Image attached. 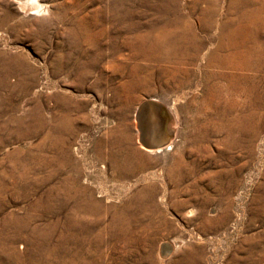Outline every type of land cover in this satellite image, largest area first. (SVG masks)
<instances>
[{
    "label": "rangeland",
    "instance_id": "obj_1",
    "mask_svg": "<svg viewBox=\"0 0 264 264\" xmlns=\"http://www.w3.org/2000/svg\"><path fill=\"white\" fill-rule=\"evenodd\" d=\"M39 1L0 0V264H264V0Z\"/></svg>",
    "mask_w": 264,
    "mask_h": 264
},
{
    "label": "bare ground",
    "instance_id": "obj_2",
    "mask_svg": "<svg viewBox=\"0 0 264 264\" xmlns=\"http://www.w3.org/2000/svg\"><path fill=\"white\" fill-rule=\"evenodd\" d=\"M233 2V1H232ZM252 2V1H251ZM19 5H20V7H21V9H26V7H28L27 9H29V10H34V9H38L37 11L38 12H41V11H43V4L39 1V0H19ZM229 5V4H228ZM231 7V6H230ZM234 7V6H233ZM229 9V8H228ZM231 10H232V8H231ZM25 11V10H24ZM23 11V12H24ZM246 11V10H245ZM33 14V13H32ZM238 21V20H237ZM241 21V20H240ZM166 35V34H165ZM165 35H163V36H165ZM180 38V37H179ZM159 39V38H158ZM166 40V39H165ZM131 43H133V42H131ZM138 43V42H137ZM141 43V42H140ZM175 43L176 42H150L149 44L148 43H145L144 44V46L142 47V48H144V52L146 53V55L147 56H149V57H155V58H157V60L158 61H164V60H168L169 58V53H168V48H170V47H175ZM180 43H188V42H180ZM220 43V42H219ZM218 43V44H219ZM222 43V42H221ZM227 43V42H226ZM228 43H230V42H228ZM130 44V43H129ZM142 44V43H141ZM147 44V45H146ZM183 45V44H182ZM139 46V45H138ZM138 46H137V48H138ZM179 46V45H178ZM226 46V45H225ZM177 47V46H176ZM184 47H185V45H184ZM218 47H219V45H218ZM221 47H223V46H221ZM172 48V49H173ZM181 48H182V46H181ZM189 48V47H188ZM224 48V47H223ZM222 48V49H223ZM141 49V48H140ZM185 49H186V47H185ZM225 50V49H224ZM140 51H142V50H140ZM171 51V50H170ZM175 51H177V50H175ZM182 51V50H181ZM184 51V50H183ZM189 51V50H188ZM143 52V51H142ZM187 52V51H186ZM191 52V51H190ZM94 53V52H93ZM138 53V52H137ZM218 53H220V52H218ZM225 53V52H224ZM52 54V53H51ZM222 54V53H221ZM172 55H175V58H176V54H173L172 53ZM192 55V54H191ZM224 55V54H223ZM227 55V54H226ZM146 56V57H147ZM170 56H171V54H170ZM188 56V55H187ZM186 56V57H187ZM212 56V55H211ZM221 56V55H220ZM229 56V55H228ZM145 57V56H144ZM177 57H179L180 59H182L183 57H185L184 56V54H179ZM214 57V56H213ZM217 57V56H216ZM222 57V56H221ZM125 58V57H124ZM171 58V57H170ZM173 58V57H172ZM191 58H193L192 56H191ZM196 58V57H195ZM219 58V57H218ZM221 59V58H220ZM225 59V58H224ZM218 61H219V59H218ZM226 62V61H225ZM217 63V62H216ZM219 63V62H218ZM228 63H230V62H228ZM227 63V64H228ZM224 64H226V63H224ZM106 66H108V65H106ZM245 66V65H244ZM220 67H221V65H220ZM235 67V66H234ZM236 68V67H235ZM247 68V67H246ZM108 71V70H107ZM98 72V71H97ZM50 73V72H49ZM228 77V76H227ZM229 79V78H228ZM230 81V80H229ZM53 83V82H52ZM230 85V84H229ZM232 86V85H231ZM235 86V85H234ZM236 88V87H235ZM234 90V89H233ZM209 91V90H208ZM150 103H156V102H153L152 100H151V102ZM151 107V108H153L152 107V105H150L149 103H147V107ZM143 109V108H142ZM153 109H155L156 110V112L158 113V116L156 115V117H159L158 118V121H160V115H159V111H158V109L157 108H153ZM156 114V113H155ZM31 115H33V114H31ZM36 116H38V115H33V121L35 122V120L36 121H38L37 123H41L40 121H39V117H36ZM138 118L139 119H141V114L138 116ZM149 118V117H148ZM152 119H153V121L155 120L154 118H155V116L154 117H151ZM138 119V120H139ZM145 119V118H144ZM42 120V119H41ZM136 120V119H135ZM139 121H141V120H139ZM40 126V125H39ZM144 126L145 125H142V123H139V127H138V132L140 133V135H143L142 134V132L143 133H145L144 132ZM39 128V127H38ZM153 130H154V132H158L159 131V133L161 132L160 130H159V128L156 130V127H155V125L153 126V128H152ZM25 131V130H24ZM166 133L169 135V133H168V130L166 129ZM138 134V133H137ZM155 134V133H154ZM139 135V136H140ZM159 136H160V134H158ZM158 136V138H156V139H161L162 137H159ZM161 136H162V134H161ZM142 137V136H141ZM45 138V137H44ZM139 139H141V138H139ZM169 139H170V137H169ZM141 141H143L142 139H141ZM145 141H147V139H145ZM169 141V140H168ZM144 142V141H143ZM147 150H149V151H151L150 149H147ZM156 152H158V151H160V147H158V149H156L155 150ZM78 212L81 210V209H78V208H75ZM84 209V208H83ZM82 209V210H83ZM76 211V212H77ZM74 212H75V210H74ZM80 213V212H79ZM83 213H84V210H83ZM67 220H69V219H67ZM70 221V220H69ZM71 222H72V219H71ZM74 222V221H73ZM92 222V221H91ZM80 223V222H79ZM73 224H75V223H73ZM78 224V223H77ZM68 226V225H67ZM81 226V225H80ZM64 227V226H63ZM67 228V227H66ZM77 228V227H76ZM81 228V227H80ZM65 229V228H64ZM63 230V229H62ZM69 230V229H68ZM84 232V231H83ZM71 233V232H70ZM75 233V232H74ZM73 233V234H74ZM72 234V233H71ZM66 235H68V234H66ZM76 235V234H75ZM68 241V240H67ZM77 243V242H76ZM168 243V242H167ZM167 249L170 251V248L169 247H167ZM173 249V248H172ZM168 251V252H169ZM166 255V254H165ZM79 263V262H78ZM81 263V262H80Z\"/></svg>",
    "mask_w": 264,
    "mask_h": 264
},
{
    "label": "water",
    "instance_id": "obj_3",
    "mask_svg": "<svg viewBox=\"0 0 264 264\" xmlns=\"http://www.w3.org/2000/svg\"><path fill=\"white\" fill-rule=\"evenodd\" d=\"M153 105V104H152ZM155 108L157 107L159 110V115L160 117H163L162 122H159V130L161 131L159 133V131L156 133L154 132V130H149V128H147L146 130V134L142 133L144 136L147 137V141H142L141 144L145 149H150V150H156L158 147L163 148L169 140V135L166 133V129H167V117L165 112L162 111V109H160L159 106L157 105H153ZM166 117V118H165ZM155 133V134H154ZM160 134V136L158 135ZM162 134V136H161ZM142 136V135H141ZM159 137H162L161 139H156ZM142 138V137H141Z\"/></svg>",
    "mask_w": 264,
    "mask_h": 264
}]
</instances>
